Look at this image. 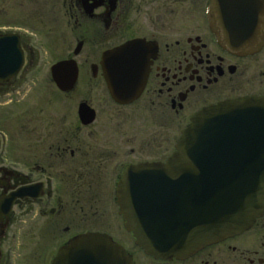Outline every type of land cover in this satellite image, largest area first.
Instances as JSON below:
<instances>
[{
    "label": "flooded vegetation",
    "instance_id": "1",
    "mask_svg": "<svg viewBox=\"0 0 264 264\" xmlns=\"http://www.w3.org/2000/svg\"><path fill=\"white\" fill-rule=\"evenodd\" d=\"M31 1L38 5L31 23L22 15L0 26V37H17L23 56L17 73L0 74V106L36 87L42 93L39 109L24 113L21 148L0 149V264H11L21 241L23 264H49L62 244L85 232L108 234L133 264H264V215L189 256L157 258L137 246L118 200L126 169L165 164L201 109L251 97L247 108L264 117V26L247 34L246 46L231 49L210 25V0ZM236 2L234 33L245 35L238 27L250 16ZM261 11L251 13L261 20ZM132 40L146 77L137 97L116 101L101 58ZM46 52L76 61L70 89H59L50 73L29 77ZM19 188L23 195L13 197Z\"/></svg>",
    "mask_w": 264,
    "mask_h": 264
},
{
    "label": "water",
    "instance_id": "2",
    "mask_svg": "<svg viewBox=\"0 0 264 264\" xmlns=\"http://www.w3.org/2000/svg\"><path fill=\"white\" fill-rule=\"evenodd\" d=\"M211 1V24L221 32L222 43L229 48L246 46L252 37L234 34L233 0ZM236 4L241 6L239 0ZM254 7L262 8L261 15H264V0L247 1V11ZM257 24L264 25V19L258 22L253 16L238 28L247 34ZM135 46L133 41L103 55V75L115 99L133 97L134 89L143 85L138 81L143 75L145 59L142 54L134 53ZM5 56L14 59L13 54L1 48L0 64ZM73 64H64L62 74H58L61 63L52 68L53 77L64 81L62 87L76 79ZM14 71L16 67L3 69L1 73ZM248 102H252L251 99L211 106L192 117L190 125L177 140L176 151L167 166L173 175H188L189 181L185 183L189 187L184 193L175 188L167 206L165 199L164 203L159 199L153 215L147 213L146 220L145 214H141L144 224L137 223L139 217L134 218L128 205L129 197L122 198L129 220L127 226L136 236V243L147 253L158 257L188 255L206 244L247 229L264 213V131L252 133L255 130L246 121L247 113L237 115L235 124L230 122L235 118L232 108L237 103L240 107ZM132 172L136 171L127 174ZM16 195L22 196V190ZM151 222L152 227H144L145 223L150 226ZM51 264H131V261L108 236L85 233L62 245Z\"/></svg>",
    "mask_w": 264,
    "mask_h": 264
},
{
    "label": "rangeland",
    "instance_id": "3",
    "mask_svg": "<svg viewBox=\"0 0 264 264\" xmlns=\"http://www.w3.org/2000/svg\"><path fill=\"white\" fill-rule=\"evenodd\" d=\"M22 15L29 20L30 18L32 19V15H38L37 3L31 0H0V26L8 24L12 21L11 18L17 20ZM60 56L59 53L54 52L41 53V66H39L35 72L30 73L29 77L38 79L47 78L48 67H50V65ZM82 56L85 57V54ZM36 88L29 91L24 98L20 99V101L9 102L3 107L0 106V130H4L1 134L4 138L8 139L9 145H13L15 148H21L20 132L25 111L32 110L33 106H36L37 109L40 107V103L37 101L39 100L38 96L42 93L34 92ZM1 118L3 119L1 120ZM16 168L18 170L21 169V167L18 166H16ZM25 251L24 241H21L20 249L14 254L11 264H23Z\"/></svg>",
    "mask_w": 264,
    "mask_h": 264
}]
</instances>
